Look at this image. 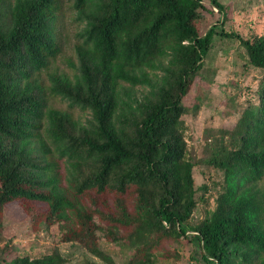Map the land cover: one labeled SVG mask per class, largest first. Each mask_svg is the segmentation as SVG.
Wrapping results in <instances>:
<instances>
[{"label": "trees", "instance_id": "1", "mask_svg": "<svg viewBox=\"0 0 264 264\" xmlns=\"http://www.w3.org/2000/svg\"><path fill=\"white\" fill-rule=\"evenodd\" d=\"M58 1L0 0V217L9 202L32 203L30 220L39 214L53 239L42 256L4 264H65L61 242L103 264H117L103 243L129 252L120 264H156L188 236L202 264H264V36L226 32L216 0L219 17L205 31L203 0H73L82 28L72 74L50 73L45 85ZM215 36L236 39L262 76L256 103L204 161L222 172L220 191L190 225L195 163L186 159L183 98ZM49 97L67 107L48 106Z\"/></svg>", "mask_w": 264, "mask_h": 264}, {"label": "rangeland", "instance_id": "2", "mask_svg": "<svg viewBox=\"0 0 264 264\" xmlns=\"http://www.w3.org/2000/svg\"><path fill=\"white\" fill-rule=\"evenodd\" d=\"M211 0H203L206 10L200 11L198 28L208 29L219 17L211 7ZM226 8L223 29L243 38L264 36V0H216ZM73 0H59L56 19L53 25L58 43V52L40 77L48 85L47 75L62 73L71 75L75 63L74 44L82 26L75 21ZM212 10L211 14L208 10ZM262 70L250 66L236 39L213 38L211 50L203 61L202 70L195 76L192 85L183 98L185 114L182 126L187 144V160L195 163L193 179L196 188V207L189 221L196 224L205 218L215 207V199L220 191L222 172L204 164V161L226 145L227 134L234 127L242 111L257 101V89ZM48 106L65 109L67 103L59 97L48 98ZM73 109V115L78 114ZM184 161L175 165L176 174L182 175ZM207 186L203 191L202 186ZM264 192V177L259 182ZM37 207L24 201L7 203L0 217V264L14 256L27 254L40 257L49 251L53 244L51 234L39 224V214L29 217L27 208ZM65 264H103L77 244H58ZM110 248L118 260L129 254L114 245L103 243ZM166 258L156 256V264H202L200 247L195 240H175L166 246ZM118 259V260H117Z\"/></svg>", "mask_w": 264, "mask_h": 264}]
</instances>
